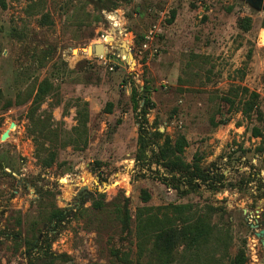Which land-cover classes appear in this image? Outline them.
<instances>
[{
    "label": "rangeland",
    "instance_id": "rangeland-1",
    "mask_svg": "<svg viewBox=\"0 0 264 264\" xmlns=\"http://www.w3.org/2000/svg\"><path fill=\"white\" fill-rule=\"evenodd\" d=\"M6 3L0 7V134L11 121L15 126L0 140V264H28L10 233L46 243L45 227L33 224L40 188L71 211L51 242L54 264H125L112 250L136 264V209L169 203L214 207L212 221L227 225L232 236L229 255L242 248L247 264H264L255 234L264 229V10L246 0H119L100 11L92 0ZM241 17L251 19L246 31L237 26ZM97 43L104 45L103 56L86 51ZM129 49L132 61L125 58ZM45 77L52 88L38 110L41 117L68 131L77 102L86 101L89 109L86 144L59 148L47 168L36 160L27 131L28 94ZM144 85L150 88L145 117L130 99L131 87ZM243 87L258 94L247 116L240 111L249 98ZM139 124L148 133L143 154ZM253 128L260 136L252 135ZM180 135L187 141L184 159L199 157L211 180L179 183L177 189L183 178L156 159L164 137ZM83 185L87 193L80 191ZM142 188L151 194L148 202L140 198ZM99 194L105 205L96 209L92 202ZM124 198L132 216L129 232L115 213Z\"/></svg>",
    "mask_w": 264,
    "mask_h": 264
},
{
    "label": "trees",
    "instance_id": "trees-1",
    "mask_svg": "<svg viewBox=\"0 0 264 264\" xmlns=\"http://www.w3.org/2000/svg\"><path fill=\"white\" fill-rule=\"evenodd\" d=\"M96 4V10L105 8V3L116 7L119 0H92ZM6 0H0V7L5 8ZM175 16L174 10L171 17ZM237 26L242 30H248L251 26L250 17L238 18ZM250 55V52H249ZM52 82L45 77L36 88L28 94L31 103L27 111V118L30 127L27 128L29 135L35 145L34 156L42 167L52 166L58 158V149L67 145L84 146L87 142V123L89 120V109L86 101L76 104V123L70 130L60 129V125L54 126V121L50 116H40L38 110L45 97L48 96ZM150 88L146 85L141 90L135 86L131 87L130 99L134 110L139 109L145 117L146 107L149 105L148 94ZM248 89L243 87V93L248 94ZM139 97L143 98V103L139 102ZM258 94L249 92V98L241 103L240 111L243 116H247L254 107ZM228 101V98H226ZM11 102H7L6 106ZM110 106V102H107ZM109 109V107L107 108ZM139 124L138 142L139 150L143 154L147 145V132ZM63 131V132H60ZM258 128H253L252 135L260 136ZM155 135L163 134L155 130ZM187 141L184 136H178L174 141L169 136H165L163 142L158 147L156 159L163 164L171 174H178L177 189L179 183L193 186L195 180L206 182L213 176L208 170L203 169L200 158L195 157L192 162H187L183 157L184 147ZM182 192V191H181ZM37 215L33 224H42L45 227L43 232L45 244H42L38 236L23 237L20 232L10 233L8 238L14 240L17 245H23L24 253L28 264H54L56 255L51 251V242L59 231L62 223L70 215L67 208L59 207L56 204V194L49 191L38 190ZM93 200L92 206L101 209L105 204L102 199L103 194ZM49 199L46 201V199ZM140 198L143 202H148L151 198L150 192L146 188L140 190ZM122 205H117L115 209L116 218L123 231H130L132 216L128 209V199L124 198ZM215 208L208 205L201 210L194 208L193 203H169L163 206H141L135 213V238H136V264H247L248 257L245 251L240 248L232 256L228 253L231 246L232 236L227 225L219 226L212 221ZM264 226V211L261 218ZM2 231L0 230V235ZM36 250L37 257L31 256L30 252ZM111 254L125 264H131L128 255H120L119 250H112ZM62 255V254H61ZM59 255V256H61Z\"/></svg>",
    "mask_w": 264,
    "mask_h": 264
},
{
    "label": "water",
    "instance_id": "water-1",
    "mask_svg": "<svg viewBox=\"0 0 264 264\" xmlns=\"http://www.w3.org/2000/svg\"><path fill=\"white\" fill-rule=\"evenodd\" d=\"M247 2H249L251 4V6H253L255 9L257 10H264V0H246ZM111 29L112 30H116V26L113 25L111 23ZM107 38L111 39V36H107ZM122 44H124V41L122 42ZM86 51L88 52H92L95 57H99V56H103L104 55V45L103 43H97L94 46L89 45L86 49ZM124 52V51H123ZM123 54V53H122ZM125 54V58L127 61H132L133 60V50L129 49L127 52H124ZM108 58H112V56L109 55H105ZM15 126V122L11 121L8 125V128H6L0 135V140H4L9 136V131L11 128H13ZM104 186H107L106 183H103ZM87 187L86 186H82L80 188V191L82 193H87ZM79 196V194L77 195ZM89 196V194H85V198H87ZM243 212H246V210H243ZM251 228L254 229H258L259 225L258 223H251L250 224ZM256 236L261 238V244L264 247V229H259L258 231L255 232Z\"/></svg>",
    "mask_w": 264,
    "mask_h": 264
},
{
    "label": "built area",
    "instance_id": "built-area-1",
    "mask_svg": "<svg viewBox=\"0 0 264 264\" xmlns=\"http://www.w3.org/2000/svg\"><path fill=\"white\" fill-rule=\"evenodd\" d=\"M103 13L105 14V12H103ZM107 17L109 18V15H108V14H107ZM109 21H110L112 24H114V25L117 23V22L115 21V19H113V20H110V19H109Z\"/></svg>",
    "mask_w": 264,
    "mask_h": 264
},
{
    "label": "bare ground",
    "instance_id": "bare-ground-1",
    "mask_svg": "<svg viewBox=\"0 0 264 264\" xmlns=\"http://www.w3.org/2000/svg\"><path fill=\"white\" fill-rule=\"evenodd\" d=\"M105 39L107 38V37H104Z\"/></svg>",
    "mask_w": 264,
    "mask_h": 264
},
{
    "label": "flooded vegetation",
    "instance_id": "flooded-vegetation-1",
    "mask_svg": "<svg viewBox=\"0 0 264 264\" xmlns=\"http://www.w3.org/2000/svg\"><path fill=\"white\" fill-rule=\"evenodd\" d=\"M9 125V124H8ZM1 135V134H0Z\"/></svg>",
    "mask_w": 264,
    "mask_h": 264
}]
</instances>
